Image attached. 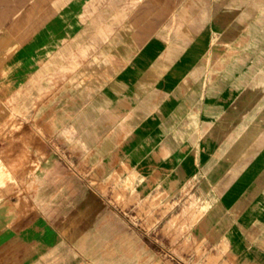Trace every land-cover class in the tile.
<instances>
[{"label": "crops", "instance_id": "0c3cea01", "mask_svg": "<svg viewBox=\"0 0 264 264\" xmlns=\"http://www.w3.org/2000/svg\"><path fill=\"white\" fill-rule=\"evenodd\" d=\"M30 3L0 0V33L28 15ZM260 3L196 0L133 55L102 50L105 25L94 19L70 29L56 21L36 36L23 32L19 54L0 77V129L17 120L37 128L38 138L0 131V264H142L145 255L153 263L142 238L85 176L96 169L116 175L118 151L133 165L122 174L136 175L142 191L149 186L144 176L154 191L162 177L172 190L189 175L196 157L184 146L201 128L205 53L213 37L237 34L233 25L240 17L256 22ZM126 14L112 7L92 13ZM103 21L110 27L115 22ZM120 38L124 45L127 34ZM221 159L230 179L223 186L215 181L209 198L202 196L205 216L224 233L234 256L264 257V123L248 125ZM230 184L236 188L231 207L223 199ZM240 201L247 203L246 217Z\"/></svg>", "mask_w": 264, "mask_h": 264}, {"label": "rangeland", "instance_id": "374dc122", "mask_svg": "<svg viewBox=\"0 0 264 264\" xmlns=\"http://www.w3.org/2000/svg\"><path fill=\"white\" fill-rule=\"evenodd\" d=\"M190 1L31 0L28 15L18 16L11 31L9 28L0 33V77H6L9 58L19 54L26 29L29 35L36 36L56 21L69 28L79 24L78 21L94 19L105 25L108 41L102 50L116 55H133L142 45L154 41L166 25L175 23L178 9H182L180 14L190 11L195 6ZM110 7L123 9L127 14L92 15L100 8ZM260 8L256 22L250 16L240 17L233 25L237 34L213 37L212 46L205 53L207 95L200 114L201 128L195 129V134L184 146L187 154L196 157L187 177L180 175L181 181H175L172 190L166 181H161L162 177L159 190L151 191V177L144 176L143 184L149 186L148 191H142L136 175L122 174L130 172L133 165L120 158L124 155L121 151L116 153L112 166L119 168L116 175H102L101 169H96L98 173L85 176L96 194L106 199L112 211L124 218L131 230L142 238L153 258L151 263L150 256L145 255L142 264H264L263 256H234L224 233L205 216L207 209L201 204L202 196L208 199L211 195L215 181L223 186L230 179L225 161L221 159L222 152L248 125L264 123V3H260ZM78 9H86L85 13L90 14L77 15ZM106 18L115 20L111 22L113 27L108 26L109 21H103ZM121 34H127L124 45L120 41ZM161 43L157 45L160 51ZM1 130L24 134L32 140L38 138L37 128L17 120ZM64 133L68 135L67 130ZM198 168L202 170L201 182ZM187 179H190L189 183L184 187L183 181ZM227 191L223 193L224 200ZM217 213L224 214L221 206Z\"/></svg>", "mask_w": 264, "mask_h": 264}, {"label": "bare ground", "instance_id": "6f19581e", "mask_svg": "<svg viewBox=\"0 0 264 264\" xmlns=\"http://www.w3.org/2000/svg\"><path fill=\"white\" fill-rule=\"evenodd\" d=\"M164 2V1H163ZM195 2H196V0H192V1H190V3L191 4H195ZM141 9H143V8H141ZM140 9V10H141ZM138 14H140V13H138ZM135 19V18H134ZM154 20V19H153ZM159 23V22H158ZM148 36V35H147ZM115 40V39H114ZM114 43V42H113ZM251 78V77H250ZM242 89V88H241ZM240 89V90H241ZM226 189H228V191L226 192V194L224 195V197H225V200L228 202V204L230 205V206H232V204L234 203V202H232L233 200L231 199V195L232 194H236V188H235V186L234 185H232V184H230V185H228L227 186V188ZM239 205H240V211H241V213L243 214V216L244 217H246V215H247V212L249 211V209L247 208V203L246 202H239Z\"/></svg>", "mask_w": 264, "mask_h": 264}]
</instances>
